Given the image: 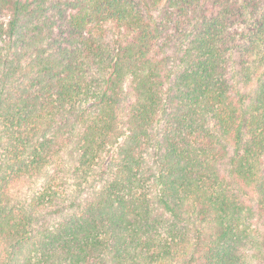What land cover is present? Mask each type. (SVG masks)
Returning a JSON list of instances; mask_svg holds the SVG:
<instances>
[{"label": "trees", "instance_id": "obj_1", "mask_svg": "<svg viewBox=\"0 0 264 264\" xmlns=\"http://www.w3.org/2000/svg\"><path fill=\"white\" fill-rule=\"evenodd\" d=\"M0 15V264H264V0Z\"/></svg>", "mask_w": 264, "mask_h": 264}, {"label": "rangeland", "instance_id": "obj_2", "mask_svg": "<svg viewBox=\"0 0 264 264\" xmlns=\"http://www.w3.org/2000/svg\"><path fill=\"white\" fill-rule=\"evenodd\" d=\"M7 17L6 16H3V15H0V19H6ZM1 44V42H0Z\"/></svg>", "mask_w": 264, "mask_h": 264}]
</instances>
